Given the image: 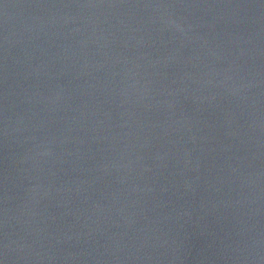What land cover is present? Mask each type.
I'll return each mask as SVG.
<instances>
[{
	"label": "water",
	"instance_id": "water-1",
	"mask_svg": "<svg viewBox=\"0 0 264 264\" xmlns=\"http://www.w3.org/2000/svg\"><path fill=\"white\" fill-rule=\"evenodd\" d=\"M0 264H264V0H0Z\"/></svg>",
	"mask_w": 264,
	"mask_h": 264
}]
</instances>
